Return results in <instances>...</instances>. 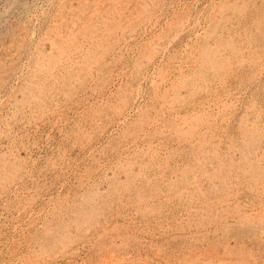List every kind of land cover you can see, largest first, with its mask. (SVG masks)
Segmentation results:
<instances>
[{
	"label": "rangeland",
	"instance_id": "obj_1",
	"mask_svg": "<svg viewBox=\"0 0 264 264\" xmlns=\"http://www.w3.org/2000/svg\"><path fill=\"white\" fill-rule=\"evenodd\" d=\"M0 264H264V0H0Z\"/></svg>",
	"mask_w": 264,
	"mask_h": 264
},
{
	"label": "bare ground",
	"instance_id": "obj_2",
	"mask_svg": "<svg viewBox=\"0 0 264 264\" xmlns=\"http://www.w3.org/2000/svg\"><path fill=\"white\" fill-rule=\"evenodd\" d=\"M113 6V5H112ZM95 10V9H94ZM97 13V12H96ZM157 16V15H156ZM109 19V18H108ZM161 40V39H160ZM44 67V66H43ZM32 102V101H31ZM223 180V179H222ZM212 255V254H211ZM204 256V255H203Z\"/></svg>",
	"mask_w": 264,
	"mask_h": 264
}]
</instances>
